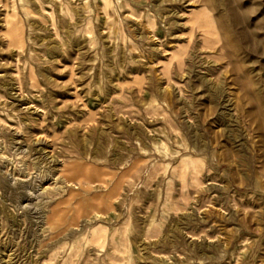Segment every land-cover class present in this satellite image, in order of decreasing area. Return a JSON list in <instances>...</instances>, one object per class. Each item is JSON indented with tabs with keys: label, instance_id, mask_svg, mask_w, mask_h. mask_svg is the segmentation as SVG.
<instances>
[{
	"label": "rangeland",
	"instance_id": "rangeland-1",
	"mask_svg": "<svg viewBox=\"0 0 264 264\" xmlns=\"http://www.w3.org/2000/svg\"><path fill=\"white\" fill-rule=\"evenodd\" d=\"M0 264H264V0H0Z\"/></svg>",
	"mask_w": 264,
	"mask_h": 264
}]
</instances>
